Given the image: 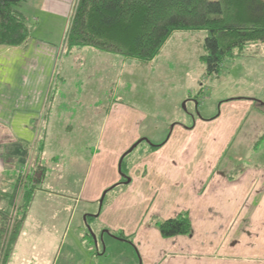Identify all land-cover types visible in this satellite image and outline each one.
<instances>
[{
	"label": "crops",
	"instance_id": "crops-1",
	"mask_svg": "<svg viewBox=\"0 0 264 264\" xmlns=\"http://www.w3.org/2000/svg\"><path fill=\"white\" fill-rule=\"evenodd\" d=\"M77 3L28 0L20 8L31 28L28 42L0 46V194H15L23 172L34 179L35 162L28 164L38 148L45 173L35 179L40 183L33 185L19 238L27 228L34 245L58 236L50 256V246L14 247L12 255L32 264H60L68 242L63 264L101 261L84 260L76 243L85 226L92 232L87 219L102 193L120 181L122 156L146 136L141 129L147 115L114 98L102 110L94 101L106 83L123 81V68L97 66L114 56L91 48L65 50ZM260 102L232 98L221 102L217 117L194 119L192 127L175 123L159 149H143L140 161L129 165L130 184L95 216L101 230L132 238L140 264H264V134L252 129L255 122L247 124L253 111L261 112ZM229 152H235V162L226 160ZM182 212L191 220V237L164 239L151 225Z\"/></svg>",
	"mask_w": 264,
	"mask_h": 264
},
{
	"label": "rangeland",
	"instance_id": "rangeland-1",
	"mask_svg": "<svg viewBox=\"0 0 264 264\" xmlns=\"http://www.w3.org/2000/svg\"><path fill=\"white\" fill-rule=\"evenodd\" d=\"M75 10L76 7H74V12ZM30 21L32 24L35 23V20L30 19ZM206 38L207 34L202 31L176 32L152 62L143 63L116 55H113L112 61L105 59L97 62V66L101 67L112 69L118 67L119 70L123 68L121 85L115 83L113 86L108 82L103 90H96L99 98H94V101L99 102V106L101 103L99 109L102 110L106 106L110 107L114 98L115 103L123 102L130 105L136 112L148 117V121L141 129V133L146 136L143 135L142 143L125 159L128 166L140 161L143 156V149L152 145L158 146L167 141L173 132L172 127L175 123L192 127L194 119L217 117L221 113V102L232 98H254L261 101V112L253 111L249 115L247 124L251 125L255 122L252 129L254 128L256 131L258 130L257 132L264 134V43L247 45L241 53L236 51L234 57L228 58L224 62L219 74L209 76L202 60V57L206 55L204 48ZM100 118V120L94 121L95 137L98 136L102 126L103 116L100 115ZM38 151L37 148L36 154L28 164L32 167L33 161L35 162L34 179L30 180L23 172L19 176L15 194H0V201L8 199L0 206V226L6 223V233L2 246H5L17 223L24 218L26 210L24 197L28 191L26 188L30 187L34 191L35 179L43 177L45 173L39 163L40 161H37ZM260 151L262 152L264 149L261 148ZM234 153L229 152L226 160L230 159L231 162H235V157H232ZM243 161L246 160L241 159L238 165L243 164ZM123 171L126 172L125 167ZM94 173L98 178V173ZM106 173L102 174L105 178L107 177ZM118 174L120 173L118 172ZM125 187L124 185L120 186L107 194L104 205L101 206L99 203L93 210L94 216L87 219L92 232L85 226L86 230L84 228L80 233V244L76 243V246L79 247L78 250L83 255L84 260L89 261V257H96V259L101 260L99 263L94 262L92 264H140L138 252L134 247L135 244L119 239V233L122 231L118 233L119 235L111 232L109 228H104L102 231L100 228L102 224L95 218L101 211L103 213L107 210L110 202H114L123 192L122 188ZM105 191L102 193L101 199ZM11 199L13 203L9 204ZM110 219L113 220L115 217L111 215ZM106 220L108 221V219ZM106 230L110 231L111 234L106 233ZM22 237L18 238L15 246H36L35 249L39 250L42 246H50L47 250L49 256L55 250V246H59V243L54 241L58 236H53V239L43 242L44 244L40 242L39 245H34L35 237L28 228ZM65 244L62 246H67L66 249L60 252V264L64 263L67 248L72 245L70 242ZM88 249L92 252L91 254ZM106 250L107 254L105 255L104 251ZM1 260L0 258V264ZM8 264L32 263L26 262V258L21 259L18 255H11Z\"/></svg>",
	"mask_w": 264,
	"mask_h": 264
},
{
	"label": "trees",
	"instance_id": "trees-1",
	"mask_svg": "<svg viewBox=\"0 0 264 264\" xmlns=\"http://www.w3.org/2000/svg\"><path fill=\"white\" fill-rule=\"evenodd\" d=\"M27 1L0 0V46L19 47L28 42L31 36L29 20L20 11ZM198 31L207 34L206 55L202 57L207 75L219 74L224 62L234 57L236 51L241 53L247 45L264 43V0H79L65 38V50L72 53L91 48L148 63L158 57L176 32ZM152 147L159 149L161 145ZM131 153L122 156L119 164L121 179L105 191L102 206L110 191L130 184L125 159ZM33 194L31 189L26 192L24 218L17 223L5 246L2 245L6 223L0 226L1 264L9 262ZM10 203H13L12 199ZM151 225L164 239L193 235L186 212L173 219L154 220ZM118 237L133 243V239L123 233Z\"/></svg>",
	"mask_w": 264,
	"mask_h": 264
},
{
	"label": "water",
	"instance_id": "water-1",
	"mask_svg": "<svg viewBox=\"0 0 264 264\" xmlns=\"http://www.w3.org/2000/svg\"><path fill=\"white\" fill-rule=\"evenodd\" d=\"M142 143V140H140L138 143H136L127 153H131V152H133L134 151V149L139 145V144H141ZM126 153V154H127ZM125 155V154H124ZM123 160V158L121 159V161ZM130 181H131V179H129L128 180V183H130ZM105 195H106V192L103 194V197H102V199L100 200V205L102 206V204H103V201H104V197H105Z\"/></svg>",
	"mask_w": 264,
	"mask_h": 264
}]
</instances>
